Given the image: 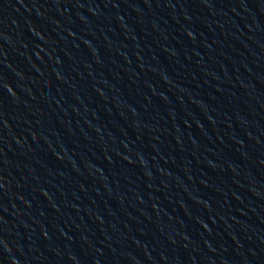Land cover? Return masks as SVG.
<instances>
[{"label": "water", "instance_id": "1", "mask_svg": "<svg viewBox=\"0 0 264 264\" xmlns=\"http://www.w3.org/2000/svg\"><path fill=\"white\" fill-rule=\"evenodd\" d=\"M0 264H264V0H0Z\"/></svg>", "mask_w": 264, "mask_h": 264}]
</instances>
